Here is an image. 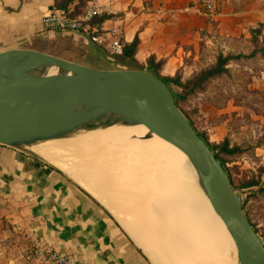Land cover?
Wrapping results in <instances>:
<instances>
[{"label":"crops","instance_id":"1","mask_svg":"<svg viewBox=\"0 0 264 264\" xmlns=\"http://www.w3.org/2000/svg\"><path fill=\"white\" fill-rule=\"evenodd\" d=\"M93 1L103 9L95 19L106 16L102 27L121 28L124 48L137 39L135 64L121 60L142 69L151 61L161 78L177 73L184 82L219 53L248 54L264 44V0H217L214 15L195 0ZM53 3L0 0V51L68 45L81 54L106 53L78 31L45 30L42 17ZM252 85L264 95V78ZM108 208L62 168L0 145V264H42L31 252L37 242L76 264H153Z\"/></svg>","mask_w":264,"mask_h":264},{"label":"water","instance_id":"2","mask_svg":"<svg viewBox=\"0 0 264 264\" xmlns=\"http://www.w3.org/2000/svg\"><path fill=\"white\" fill-rule=\"evenodd\" d=\"M88 43L94 48L89 39ZM68 47L0 51V145L59 167L48 156L64 161L70 150L75 153L74 141L81 133L117 123L145 125L181 146L187 162L185 192L195 191L209 202L230 240L236 264H264V240L244 210L242 195L208 142L181 112L169 86L118 57L81 54ZM94 58L99 61L91 63ZM49 67L58 70L44 74ZM126 98L124 108L119 102ZM33 146H42L43 152ZM88 152L78 155H93ZM132 162L136 169L142 168L140 157Z\"/></svg>","mask_w":264,"mask_h":264},{"label":"rangeland","instance_id":"3","mask_svg":"<svg viewBox=\"0 0 264 264\" xmlns=\"http://www.w3.org/2000/svg\"><path fill=\"white\" fill-rule=\"evenodd\" d=\"M256 49L255 53L237 54L241 57L231 59L225 65V73L210 78L202 88L179 100L177 105L211 147L225 144L226 152L218 148L215 151L224 160L234 188L243 197L244 210L264 240V95L252 85L254 79L264 78V44L261 43ZM91 61L97 63L99 59ZM193 76H188L187 80ZM171 87L175 91L178 89L173 84ZM134 139L137 141L140 138ZM78 148H75V153L70 150L66 154L68 158L64 157L65 162L59 160V164L72 168L75 165L70 164V161H75L80 181L101 196L107 206L119 214L120 219L135 223L136 231L133 230L146 243L142 245L145 253L151 249L152 259L162 258V261H158L160 264H188L192 258L184 262L178 257L180 229L174 227L175 222L170 221L169 215H161L160 198L147 190L145 180L143 184L141 180L136 186H128L139 177L136 167L125 166L128 176L121 179L118 172L109 170L112 163L119 160L115 156L92 151L93 155H82L86 159L83 160L77 155ZM223 253H227L224 254L225 259H228L226 261H229L227 264H236L231 250L226 246ZM205 264L210 263L205 261Z\"/></svg>","mask_w":264,"mask_h":264},{"label":"bare ground","instance_id":"4","mask_svg":"<svg viewBox=\"0 0 264 264\" xmlns=\"http://www.w3.org/2000/svg\"><path fill=\"white\" fill-rule=\"evenodd\" d=\"M57 70L58 69L55 67H49L44 74L56 73ZM127 102L128 99L126 98L122 99L119 104L125 108ZM132 137H142V139L136 141L131 139ZM74 142L79 143H77L78 146H75V148L79 147L78 150H76L79 153L88 152L89 149H92V151H95V154L99 152L106 153L115 156V159H119V162L112 163L109 170L114 173L118 172L119 178L121 179L125 177L127 178L128 176L125 166H133L134 162L132 161H134V158L136 156L140 157L139 164H141L142 168H138L137 170L133 166L136 171L139 172V177L136 178L137 176H135L136 181L130 180L131 182L134 181V183L128 181L131 183V185L128 186H136L141 180H143V184L145 180L147 182V190H150L152 195L160 198L159 204L161 205V215L167 217L169 215L170 221L173 220L175 222L174 227L176 226L180 229V239L178 241L180 242V252L178 254L179 256L177 253L176 255L181 257V261L184 260V262H187L192 258L191 261L187 262L188 264H197L200 261L202 262L200 264H205V261H209L210 264H227V262H229L226 261L227 258L225 259L224 257V254L227 255V253H223V248L226 246L229 251L231 250L233 252V254L234 250L231 246L230 240L222 230V225L218 217L212 213L209 202L206 198L202 201L203 198H201L200 195H198L199 193L195 191L192 193L185 192L184 180L185 175H187V162L184 152L177 142L153 132L145 125H121L120 123L114 124L105 129H96L87 133H81L80 135H77ZM33 149L40 153L43 152L42 146H33ZM92 151L88 152V154H91ZM64 157L66 159L68 158V156ZM48 158L55 162L60 168L64 169L66 173L72 176L83 187L89 190L100 202L107 206L105 200L101 196L92 192L86 183L80 181L79 171L76 168L77 166L74 160L70 161V164L75 165H72L71 168L68 165L67 167L65 164H59V160H61L59 157L54 158L53 156H48ZM80 158L83 159L84 156H80ZM99 162H101V160ZM156 166L159 167L156 168ZM93 167H95V165ZM121 168H123L124 171ZM112 213L117 220L121 222L137 245L142 248V245L144 246L146 243H144L143 238L140 240L138 234L136 236L134 232L135 223H126L120 219V216L116 211H112ZM163 222L166 223L165 220ZM156 240H158V238ZM146 252V255L150 258L153 264H160L158 261L160 259V261H162V258L159 260H156L155 258L152 259L150 248L146 250Z\"/></svg>","mask_w":264,"mask_h":264},{"label":"built area","instance_id":"5","mask_svg":"<svg viewBox=\"0 0 264 264\" xmlns=\"http://www.w3.org/2000/svg\"><path fill=\"white\" fill-rule=\"evenodd\" d=\"M217 0H195L209 14L216 13ZM70 9L51 8L42 17L45 30L78 31L86 36L93 44L104 48L107 54L119 57L123 53L122 30L119 26L104 28L94 23L97 16L103 11L102 6L93 0L87 1L77 14L71 15ZM32 254L39 257L42 264H76L68 254L42 243L33 245Z\"/></svg>","mask_w":264,"mask_h":264},{"label":"trees","instance_id":"6","mask_svg":"<svg viewBox=\"0 0 264 264\" xmlns=\"http://www.w3.org/2000/svg\"><path fill=\"white\" fill-rule=\"evenodd\" d=\"M74 1L75 0H54L52 8L63 9V10L70 9L71 10L70 14L74 15V14H77L81 11L82 7L84 6V4L86 3L87 0H76L77 3H75L73 5V7L68 8L69 5ZM105 17L106 16H101L98 19H95L94 23L100 24V22ZM136 45H137V39L135 38L128 47L123 48V53L118 58L126 59L129 62L135 64L134 59H133V53L135 51ZM251 53H255V51H252ZM239 57H241V55H236V56L230 55V54L222 55L221 53H219L216 56V60H215V63L213 65H211L208 68L201 70L196 75H194L191 79L186 80L184 82H182L180 80V76L177 73L174 76H167V77H163V78L160 77V78L169 86V88L172 91L173 96L175 98L176 104H177V102L179 100H183L187 95L193 93L195 90L202 88V85L206 81H208L210 78L218 76L222 73H225L227 71V69L225 68V65L231 59L239 58ZM149 64L150 65H148L146 70L152 72L154 75L159 77V75L157 74V67L158 66L152 64L151 61ZM172 84L178 88L177 91H175L171 87ZM191 124H192V122H191ZM199 136L205 140V138L201 134H199ZM211 148L214 151L216 158L220 161L222 166L226 169V167L224 165V160L221 159L218 156L217 152L215 151V149L218 148L220 151L226 152L227 149H226L225 144H222L220 147L215 146V148L214 147H211ZM228 175H229V173H228ZM229 178H230V175H229ZM230 181H231V178H230ZM231 183H232V181H231Z\"/></svg>","mask_w":264,"mask_h":264}]
</instances>
